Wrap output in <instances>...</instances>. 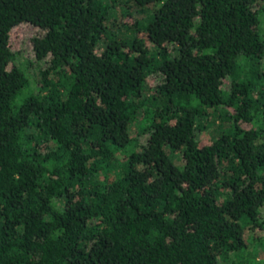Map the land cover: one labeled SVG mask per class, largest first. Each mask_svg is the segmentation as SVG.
Returning a JSON list of instances; mask_svg holds the SVG:
<instances>
[{
    "label": "trees",
    "instance_id": "16d2710c",
    "mask_svg": "<svg viewBox=\"0 0 264 264\" xmlns=\"http://www.w3.org/2000/svg\"><path fill=\"white\" fill-rule=\"evenodd\" d=\"M263 17L0 0V264H264Z\"/></svg>",
    "mask_w": 264,
    "mask_h": 264
},
{
    "label": "rangeland",
    "instance_id": "374dc122",
    "mask_svg": "<svg viewBox=\"0 0 264 264\" xmlns=\"http://www.w3.org/2000/svg\"><path fill=\"white\" fill-rule=\"evenodd\" d=\"M260 26L263 30L264 29V17L262 18V24ZM30 31H31L30 26L19 25L15 27L10 33V45L14 50L18 51V53L20 54L18 59H20L21 57H24V55H26L27 53L28 46H29L28 37H29ZM144 136L145 134L142 133L141 135H138V138L141 140L144 138ZM206 136L207 135L204 133V131L198 132V137H200V139H206ZM262 217H264V215ZM220 264H222V262H220Z\"/></svg>",
    "mask_w": 264,
    "mask_h": 264
}]
</instances>
